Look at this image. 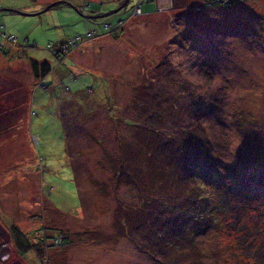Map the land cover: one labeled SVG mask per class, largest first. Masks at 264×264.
<instances>
[{
  "label": "rangeland",
  "instance_id": "rangeland-1",
  "mask_svg": "<svg viewBox=\"0 0 264 264\" xmlns=\"http://www.w3.org/2000/svg\"><path fill=\"white\" fill-rule=\"evenodd\" d=\"M210 1L219 0H142L141 10L135 8L138 0H129L118 12L99 16L121 2L0 0V45L16 47L0 51V264H37L35 259H41L38 264H57L64 255L69 256V264H92L91 260L166 264L163 258L140 251L120 229L119 209L136 206L135 199L144 188H151L150 175L156 173L141 171L139 182L117 170L125 187L116 189L111 169L115 161L120 163L116 157L127 152L128 170L135 172L133 148L124 143L145 134L132 135L129 126L132 115L141 111L139 102L129 100L125 87L124 98L121 92L117 94H121L120 102L114 94L124 80L135 91L146 92L154 77L153 88L177 96L178 106L183 107L178 116L181 123H173L175 109L169 111L166 123L184 141L192 133L209 151L217 143L242 140L243 147L254 152L256 136L262 141L259 149L264 157V0H223L226 8ZM87 2L91 3L89 10ZM118 19H123L121 28L106 29L105 23L115 26ZM88 33L95 35L88 37ZM75 36L78 42H73L69 55L58 60L57 46ZM31 59L47 60L53 67L45 79L49 88L36 85ZM111 85L118 86L113 90ZM89 88L94 94L79 103L74 92L81 89L87 95ZM192 111L209 116L200 126H188L196 118ZM236 113L248 124L239 128ZM179 126H188L189 131L181 127L175 131ZM32 132L36 133L35 145L29 141ZM192 146L201 150L200 144L188 141L186 148ZM230 146H217L214 156L234 164L237 157ZM171 150L178 152L177 162L166 161L157 152L152 161L166 177L175 176L178 166L184 172L180 163L185 153ZM250 176L247 170L234 174L235 184H243ZM212 184L205 183L208 189ZM229 184L226 178L221 186L227 189ZM157 188L168 205L192 211L194 200L193 204L188 200L192 195L188 197L186 185L175 189L160 180ZM214 200L224 223L230 211L245 214L249 223L263 213L261 198L245 199L228 189ZM245 203L255 204L257 211H241ZM178 215L188 221L187 213L164 211L161 219L170 227L167 240L177 232H188ZM127 221L132 233L134 220L128 217ZM9 224L34 235L40 226L50 235L68 230L71 245H53L49 237L52 247L45 248L41 256L35 250L23 251ZM215 240V232L192 235L193 246H185H197L198 251L185 252L184 258L169 262L193 264L194 257L196 264H232ZM74 245L83 250L75 251ZM254 262L251 258L250 263Z\"/></svg>",
  "mask_w": 264,
  "mask_h": 264
},
{
  "label": "trees",
  "instance_id": "trees-1",
  "mask_svg": "<svg viewBox=\"0 0 264 264\" xmlns=\"http://www.w3.org/2000/svg\"><path fill=\"white\" fill-rule=\"evenodd\" d=\"M119 1L121 4L117 8L107 12H111L116 9H118L116 11L118 12L120 9L125 7L124 5L126 3L129 2V0ZM100 2L105 4V0H100ZM207 3L222 5L220 7L224 8L228 7L224 6L225 2L223 0L214 2L210 1ZM90 7L91 3L87 2L85 4V8L89 10ZM135 8L142 10V0H138V4ZM104 13L106 12L100 13L99 15L102 16ZM90 17L92 18L95 16L90 15ZM122 21L123 19H118L115 26L110 23H105V27L106 29L121 28ZM93 35L95 34L88 33V37H93ZM9 39L15 41V39L13 40V37ZM73 42H78L77 36L73 37L70 41L61 43L57 46L56 55L58 60H63L64 57L69 55L68 53L73 48ZM14 48L16 47L12 46V43L10 46L9 44H7V46L0 45V51L2 53H5L6 51L10 52ZM29 65L31 66L33 77L37 81L36 85L49 88L50 85L46 83L45 79L53 72L51 64L47 60L38 61L31 59L29 60ZM106 78L109 80L110 85L111 79L108 77ZM152 78L154 80L152 79L151 88L147 89L146 92L135 91L132 83H127L125 80L122 83L120 82L121 84L119 83L120 86L118 87L117 92L114 88H116L119 84L113 86L111 85L118 102L121 101V94L119 96H117V94H119L118 92H121L123 97V87L126 88L125 92L127 97L128 90L130 91L129 100L139 102L141 111L137 113L136 117L134 114L132 115L134 121L130 122L129 126L131 127L132 135L135 133H145L137 141L132 142L131 140H126L124 143L126 147L133 148L132 151L134 152H132V163H134V165L132 166L135 168V172H130L128 170V166H131V164L127 163V152L118 158L116 157L120 163L115 161L111 167L115 177L114 180L117 186L116 189L125 187L124 179L117 170L122 169L128 174L129 178H133L139 182L142 181L141 171L147 174L156 171V173H152L150 175L152 184L151 188H144L140 198L135 199L138 201L137 205L134 207H123L122 210L121 208L119 209L120 214L118 218H122L120 223L124 229L123 230L120 227L122 233L125 231L128 238L138 244L140 251L151 253L153 257H161L166 261V264H175L169 262L170 258L181 259L186 256L184 254L185 252L196 253L198 251L197 246L190 248V246H193L190 242L192 235L205 236L211 232H215L216 234V240L213 241V243L222 245L221 249L225 252L226 257L232 262V264H251V258L255 260L253 264H264V157L260 155L259 149L262 141H260L258 137L252 135L255 137L254 143L257 147L254 152H250L244 148L242 140L231 144L225 142L217 143L213 150H209L210 152L205 148V143H202L199 139L195 138L192 133H188V139L184 141L182 137L174 135L166 123V117H168L169 111L171 109H175L177 115L173 123L180 124L181 121L178 116L181 115L180 113L183 107L178 106V103L176 102V95L169 93L168 91L160 92L153 88L155 78ZM91 90L92 89L89 88L88 94L83 95L82 90L78 89L74 92V98L76 97L78 102L82 104V100L88 99L90 98V94H94V89L92 91ZM139 96L141 98H139ZM218 105L219 104H215V106ZM192 112L196 118L190 121L188 126H200L202 120L209 116V113H204L202 111ZM216 117H214V119ZM216 121H219V124H221V120L216 119ZM236 122L239 128H242V125L248 124H243L242 117L238 115V113H236ZM188 126H179L178 128H175V131L179 130L181 127L182 130L188 132ZM34 134L36 133L32 132L29 136V141L32 145H35L33 138L36 139V136ZM188 141L200 144L201 150L198 152L194 146L190 147V150H188L186 148ZM226 145H231L229 150L235 157H237V161L234 164H229L226 161H222L220 158L214 156L217 146L223 147ZM172 147L180 151L182 155L185 153V160L182 159L180 163L184 172L178 166L175 176L166 177L158 171L161 168L157 169L152 164V161L154 162V152H157L159 156L162 154L166 158V161L177 162L178 152L176 150H171ZM39 159L43 160L42 157H39ZM223 169L225 171L228 170V173L224 174ZM229 170L233 171L235 175L243 173L247 170L251 172V176L246 181H243V184L236 185L235 180H237V178L234 177V174ZM255 173L257 174L252 176ZM226 178L230 179V184L226 186L229 192L245 199L259 200L261 198L263 213L257 221L249 223L248 219L245 218V214L240 215V212L233 214V212L230 211L232 215H227L225 219H227L228 222L224 223V215L216 210L219 203L216 204L214 199L221 190H227L225 187L221 186L225 185ZM160 180H164L166 186H173L175 189L186 185L187 190L190 193L188 194V197L192 195V197H189L188 200H191L192 204L194 200V207L192 211L184 212L181 207L168 205L165 202V199L161 196L162 191L157 188ZM207 182L213 183L210 189H208L205 185ZM50 190H53V188ZM261 191H263V196L260 195ZM166 209H171L172 212L179 210L182 213H187L188 221H185L182 215H178V219L184 222L185 228L188 232H177L172 236V238L169 237L167 240V230H169L170 227L161 219L164 218L163 215ZM239 209L241 211L254 214L258 208L253 203H245L241 204ZM128 217H132L134 220L132 233H130V226L127 221ZM9 228L12 230L15 243L20 242V247L23 251L35 250L40 256L45 248H50V246L52 247L50 238L54 241L57 236L59 238L62 237L59 240L61 246L71 243V237L67 236L68 233L65 230L60 231L56 235H50L47 234L44 228L42 229L41 227L35 230L37 235H34L33 233L28 235L14 224H9ZM167 241L174 246L170 245ZM47 244L49 247H46ZM185 244L191 245L185 246ZM19 253L22 254L21 251H19ZM161 263L165 264L164 262ZM191 263L196 264V258L193 257ZM210 263L211 262H208V264Z\"/></svg>",
  "mask_w": 264,
  "mask_h": 264
},
{
  "label": "crops",
  "instance_id": "crops-1",
  "mask_svg": "<svg viewBox=\"0 0 264 264\" xmlns=\"http://www.w3.org/2000/svg\"><path fill=\"white\" fill-rule=\"evenodd\" d=\"M67 166H69V165H67ZM27 170V169H26ZM43 228V226H40L39 228ZM47 227V226H46ZM68 234H70L71 232L70 231H66ZM28 234H30V233H28ZM67 246L68 245H71L70 243H68V244H66ZM65 245V246H66ZM65 246H61V247H65ZM77 246H75L74 245V250L75 251H79V250H83V249H80V248H76ZM69 250H73L72 248H69ZM55 251H57V249L55 250ZM59 252H61V251H59ZM24 255V254H23ZM79 256V255H78ZM66 257H69V256H66V255H64V257H61V259L58 261V263L57 264H69V261L68 260H66ZM79 257H77V259H78ZM85 260H88V258H84ZM92 261V264H102V263H100V262H98L97 260H91ZM35 262L38 264V263H40L41 262V259H39V260H36L35 259ZM43 263V262H42Z\"/></svg>",
  "mask_w": 264,
  "mask_h": 264
},
{
  "label": "clouds",
  "instance_id": "clouds-1",
  "mask_svg": "<svg viewBox=\"0 0 264 264\" xmlns=\"http://www.w3.org/2000/svg\"><path fill=\"white\" fill-rule=\"evenodd\" d=\"M248 12L251 14V17H253V15H252V10H248ZM250 20H252V18L250 19ZM35 144V143H34ZM62 238V237H61ZM61 238H59L58 236L54 239V245H60V242H59V240L61 239Z\"/></svg>",
  "mask_w": 264,
  "mask_h": 264
},
{
  "label": "water",
  "instance_id": "water-1",
  "mask_svg": "<svg viewBox=\"0 0 264 264\" xmlns=\"http://www.w3.org/2000/svg\"><path fill=\"white\" fill-rule=\"evenodd\" d=\"M50 7H51V6H48L47 9L50 8ZM117 10H118V9L113 10V11H111V12H106V13L102 14V16H106V15H108V14H112V13L116 12ZM99 16H101V15H99ZM99 16H98V17H99Z\"/></svg>",
  "mask_w": 264,
  "mask_h": 264
},
{
  "label": "built area",
  "instance_id": "built-area-1",
  "mask_svg": "<svg viewBox=\"0 0 264 264\" xmlns=\"http://www.w3.org/2000/svg\"><path fill=\"white\" fill-rule=\"evenodd\" d=\"M33 141L35 144H37V139L33 138ZM4 247H6L4 244H2Z\"/></svg>",
  "mask_w": 264,
  "mask_h": 264
}]
</instances>
